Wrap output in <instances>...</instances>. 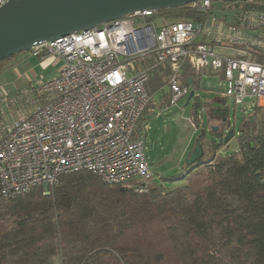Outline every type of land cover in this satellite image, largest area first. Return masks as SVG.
Here are the masks:
<instances>
[{"label":"built area","instance_id":"1","mask_svg":"<svg viewBox=\"0 0 264 264\" xmlns=\"http://www.w3.org/2000/svg\"><path fill=\"white\" fill-rule=\"evenodd\" d=\"M8 1L0 0V8ZM190 5L206 18L158 23L157 10L136 11L35 43L30 54L42 66L62 64L55 75L40 74L16 92L1 87L3 199L40 185L49 192L61 176L80 171L147 192L154 172L136 131L151 100L146 84L153 67L170 68L172 105L191 92L186 67L222 74L227 103L264 105V11L225 4L216 10L214 0ZM152 59L155 64L143 65Z\"/></svg>","mask_w":264,"mask_h":264},{"label":"trees","instance_id":"2","mask_svg":"<svg viewBox=\"0 0 264 264\" xmlns=\"http://www.w3.org/2000/svg\"><path fill=\"white\" fill-rule=\"evenodd\" d=\"M222 3L264 11V0ZM157 16L199 21L207 15L189 4ZM26 53L1 60L0 74ZM185 76L186 84L200 86L201 72L186 67ZM166 83L157 72L152 92ZM203 104L210 107L195 98V108ZM208 120L212 129L216 120ZM223 127L213 135L222 139ZM233 138L236 150L221 152L213 142L175 188L153 180L139 193L90 171L10 200L0 185V264H56L57 256L59 264H264V105L254 106L221 145Z\"/></svg>","mask_w":264,"mask_h":264},{"label":"rangeland","instance_id":"3","mask_svg":"<svg viewBox=\"0 0 264 264\" xmlns=\"http://www.w3.org/2000/svg\"><path fill=\"white\" fill-rule=\"evenodd\" d=\"M214 1L216 4V10H221L223 4L222 1ZM156 19L158 23H163L164 20L170 22L177 21L160 16H156ZM25 56H30L29 62L32 67L31 71L25 72L22 65L17 62L14 66L2 72V89L4 88L8 92H16L29 84L31 80L35 81V78L39 73H43L45 76L50 73L51 69H47L45 66L43 67L39 63L40 60L37 57L31 56L29 52L26 53ZM253 59H256V56H253ZM258 60L260 59L258 58ZM153 64H155L153 59L148 62H143V65L145 66H152ZM57 65L59 64L55 63L52 68ZM157 67L159 68H156L154 72L151 71V77L146 84V90L149 94L151 93V109L152 107L154 108L156 104L160 105L162 101L164 102L163 107L160 109L161 117L151 123L153 124V129L149 134H145V152L147 160L154 172V181L163 184L167 188H175L184 183L183 176L186 167L188 166L185 161L187 155L180 159L178 148H183L189 143V150L192 149L198 141L201 129L206 127L207 136L202 142L205 151L204 153L208 152V150L213 147V142L215 145H218L219 151L233 152L237 148L236 138H233L228 144L224 143L221 145V142L230 134L231 130H239V126L244 118L252 111V108H249L247 104L238 105L234 101L228 100L227 106H229L230 109L228 116L230 127H223L222 123H220V126L223 127L222 129H224V131L220 130L223 133V138L221 139V136L213 135L210 129L211 123H209L208 115L207 113H203L205 109L204 104L201 107L199 106L195 108V98H193L191 103L186 106L185 102L188 98L187 96L180 99L178 105H172L170 103L171 90L167 83L159 91L152 92V85L156 81L157 72L161 73L162 77L167 80L171 72L168 65ZM201 73L203 88L197 90V94L202 96V100L204 98L205 100L214 102L215 100H220L218 98H224L226 83L222 74L219 76L217 74L215 75L213 72H204V70ZM153 97L157 99L156 104H154L155 102L152 100ZM205 100H203L202 103H205ZM216 105L220 106V103H217ZM207 112L212 114V111ZM10 113L12 114L9 117L10 119L17 118L14 107H11ZM196 113H202L203 119L199 116L196 117ZM143 114H145V112ZM193 116H195V118ZM199 120L201 122L200 127L197 124V121ZM192 123H194L195 126H193ZM189 137L191 138L188 139ZM59 262V256L55 257V263L59 264Z\"/></svg>","mask_w":264,"mask_h":264},{"label":"water","instance_id":"4","mask_svg":"<svg viewBox=\"0 0 264 264\" xmlns=\"http://www.w3.org/2000/svg\"><path fill=\"white\" fill-rule=\"evenodd\" d=\"M197 1L200 0H9L0 8V61L21 52H29L35 43L89 30L136 11H160ZM193 98H196L195 90H191L185 105H189ZM213 103H220V106L211 108L212 114L208 113V117L218 119L230 127L227 100L222 98ZM219 128L215 125L211 130L217 132ZM206 131L201 129L198 141L188 151L185 157L188 166L203 158L205 151L200 137Z\"/></svg>","mask_w":264,"mask_h":264},{"label":"crops","instance_id":"5","mask_svg":"<svg viewBox=\"0 0 264 264\" xmlns=\"http://www.w3.org/2000/svg\"><path fill=\"white\" fill-rule=\"evenodd\" d=\"M165 21V20H164ZM31 55V54H30ZM32 56V55H31ZM29 60H30V56H24V57H22L21 59H20V61H19V63L22 65V67L25 69V72H28V71H31V69H32V67H31V63L29 62ZM39 63H40V61H39ZM55 63H58L59 65H57V66H55L54 68H52L53 67V65H55ZM61 61H59V60H54L53 62H51V63H49L48 65H46L45 67H47V69L48 68H50L51 69V71H50V73H48V75L47 76H45V77H51V76H53V75H55L57 72H58V70H59V68H60V66H61ZM44 67V66H43ZM204 72H208V73H211V72H209V71H204ZM40 74H43V73H39L38 75H40ZM38 75H37V77H38ZM216 75V74H215ZM217 75H219V74H217ZM220 76V75H219ZM36 77V78H37ZM35 78V79H36ZM32 81V80H31ZM168 84V83H167ZM189 85H190V87H191V90H195V96H196V98L198 97V98H200V99H202V96H200V95H198L197 94V90H199V89H201V88H203L202 86H203V83L201 82L200 83V88L199 87H196V84H195V82L194 83H192V81L190 80V83H189ZM1 87H2V73L0 74V96L2 95V93H1ZM218 99H222V98H218ZM152 100H154V104H156V101H157V99H155L154 97H153V99ZM203 100H205L204 98H203ZM202 100V101H203ZM187 101V100H186ZM163 102L164 101H162L161 103H160V105H157L156 104V106H154V108L152 107V109L151 108H149L148 110H147V112H145V114H143L142 115V117L140 118V120H139V122H138V124H137V135H142V136H144V138H146L145 137V134L146 133H150V131L153 129V124H151L153 121H155L156 119H159L160 117H161V114H160V109L163 107ZM205 102H207V103H210V107L209 108H207V107H205V109H204V111H203V113H207V115H208V112L207 111H210L211 110V108H213V107H215L216 106V104L215 103H213V101H208V100H205ZM185 104H186V102H185ZM206 108H207V110H206ZM199 115H200V118L202 117V119H203V114L202 113H198ZM216 121H215V123H216V125H218V124H220V120H218V119H215ZM1 121H2V101H0V123H1ZM191 137H189L188 139H190ZM167 141H168V139H167ZM189 148H190V145H189V143H187L183 148H178L179 149V158L181 159V158H184L186 155H187V153H188V151H189ZM176 153V152H175ZM174 153V154H175ZM179 165V164H178Z\"/></svg>","mask_w":264,"mask_h":264}]
</instances>
